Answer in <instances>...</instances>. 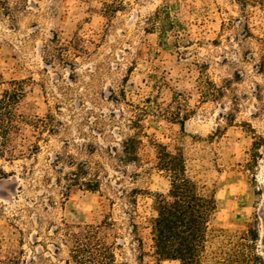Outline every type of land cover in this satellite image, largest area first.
<instances>
[{
	"label": "rangeland",
	"instance_id": "1",
	"mask_svg": "<svg viewBox=\"0 0 264 264\" xmlns=\"http://www.w3.org/2000/svg\"><path fill=\"white\" fill-rule=\"evenodd\" d=\"M22 1L15 23L0 17V91L22 81L19 111L46 118L51 131L36 138L41 131L24 125L14 145L25 154L0 155L9 173L0 178V255L75 264L66 233L93 225L119 263L181 264L154 248V195L170 189L157 164L162 143L182 150L190 175L216 195L210 251L224 234L254 227L264 257V7L118 0L124 6L106 14L116 0ZM158 11L179 21L165 34L168 44L152 28ZM54 33L66 43L81 37L83 52L50 60L45 45ZM168 110L185 117V127ZM137 117L139 158L122 163L112 147L121 153L138 133ZM31 140L40 147L34 152ZM81 161L91 166L87 179L100 178L98 190L65 187V173Z\"/></svg>",
	"mask_w": 264,
	"mask_h": 264
},
{
	"label": "trees",
	"instance_id": "2",
	"mask_svg": "<svg viewBox=\"0 0 264 264\" xmlns=\"http://www.w3.org/2000/svg\"><path fill=\"white\" fill-rule=\"evenodd\" d=\"M245 8L260 5L264 7V0H238ZM22 0H0V17L6 16L14 23L17 21L20 9L25 7ZM112 4H106V14L119 10L124 6L116 0ZM118 8V9H117ZM168 8V7H166ZM160 19V20H158ZM179 21L168 15V20H163L161 12L158 11L152 28L160 27L161 32L167 33L168 28L173 29ZM81 37L62 41L57 33H54L52 44H46V51L50 54V60L62 59L69 62L72 54L83 52L80 45ZM165 36L164 43H167ZM177 43H180L179 41ZM52 52V53H51ZM53 54V55H51ZM67 57V59H65ZM74 65V64H73ZM264 74V59L260 67ZM0 73V86L4 83ZM10 87L0 91V155L8 153L10 156L23 155L22 149H17L14 139L23 135V126L28 125L39 134H32L36 138L43 137L45 130L51 131L46 118L39 116L30 117L19 111V106L24 98V85L22 81L12 80ZM149 108L143 109L140 116H144ZM171 118L185 127V121L175 111H169ZM188 116V113L186 115ZM140 118L132 120L138 133L125 139L122 143V151L118 152L116 147L112 151L122 163L136 161L139 158L142 137V123ZM24 138L25 137H22ZM259 142L255 143V158L260 155L258 151ZM39 144L30 142L28 150H38ZM30 152V153H31ZM158 168L165 172L170 180V189L167 194L156 193L154 195V207L157 215L152 219L153 241L156 254L164 259L179 260L181 264H264V257L258 252L257 242L259 231L257 228L248 227L239 234H224V242L216 250L210 251L211 242V220L216 213L218 201L214 192L207 191L199 182L190 175L185 154L182 150L172 152L164 144L158 145L157 155ZM74 168L65 173V187L73 185L86 186L90 190H98L100 178L87 179L91 174V166L84 161L72 165ZM3 168H0V178L8 177ZM113 224V221H106ZM66 236L72 241L71 257L75 264H124L119 263L114 248L99 235L96 226L87 225L83 231H67ZM20 257L10 255L3 258L0 255V264H20Z\"/></svg>",
	"mask_w": 264,
	"mask_h": 264
}]
</instances>
